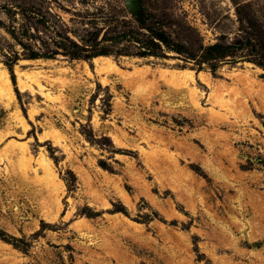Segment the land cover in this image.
I'll list each match as a JSON object with an SVG mask.
<instances>
[{
	"label": "rangeland",
	"instance_id": "obj_1",
	"mask_svg": "<svg viewBox=\"0 0 264 264\" xmlns=\"http://www.w3.org/2000/svg\"><path fill=\"white\" fill-rule=\"evenodd\" d=\"M0 234V264H264V0H0Z\"/></svg>",
	"mask_w": 264,
	"mask_h": 264
},
{
	"label": "trees",
	"instance_id": "obj_2",
	"mask_svg": "<svg viewBox=\"0 0 264 264\" xmlns=\"http://www.w3.org/2000/svg\"><path fill=\"white\" fill-rule=\"evenodd\" d=\"M150 37H151L150 38V44H152L156 49H160V44H163L166 47L169 45V40H168L167 36L161 31H156V32L152 33V35ZM57 47L62 49L63 52H65V54L70 56L71 58H81V57L92 58V57H96L99 55L107 54L105 51H95V52L88 54V55L86 53H85V55H82L81 54L82 52H87L86 48H81L76 44H73L71 46L72 48L67 47L66 45H61V44L58 45ZM218 48H220L218 45H214L211 49H218ZM142 55H157V51L145 47L144 51L142 52ZM28 57L29 58H38V57H41V55H39L38 53H31ZM43 57L49 58L50 56L43 55ZM0 238L5 240V241H9V240H7V238L3 234H0ZM9 238L12 240H16L12 237H9ZM13 245L19 247L18 245H15L14 243H13ZM24 245H26V244L24 243Z\"/></svg>",
	"mask_w": 264,
	"mask_h": 264
},
{
	"label": "bare ground",
	"instance_id": "obj_3",
	"mask_svg": "<svg viewBox=\"0 0 264 264\" xmlns=\"http://www.w3.org/2000/svg\"><path fill=\"white\" fill-rule=\"evenodd\" d=\"M7 80H8V79H7ZM3 82H5V80H4ZM6 83H8V82H6ZM3 84H5V83H3ZM9 85H10V84H8V85L6 84V86H9ZM4 86H5V85H4ZM6 86H5V87H6ZM9 91H10V90H9Z\"/></svg>",
	"mask_w": 264,
	"mask_h": 264
}]
</instances>
